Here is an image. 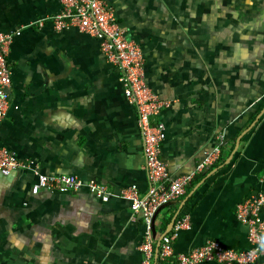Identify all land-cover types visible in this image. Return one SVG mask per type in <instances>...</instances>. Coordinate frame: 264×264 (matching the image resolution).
Instances as JSON below:
<instances>
[{
	"label": "crops",
	"instance_id": "obj_1",
	"mask_svg": "<svg viewBox=\"0 0 264 264\" xmlns=\"http://www.w3.org/2000/svg\"><path fill=\"white\" fill-rule=\"evenodd\" d=\"M104 1L139 45L146 84L169 101L159 113L169 175L190 172L221 146L217 162L156 214L152 240L186 217L173 255L209 239L248 249L235 207L264 193V0ZM60 10L59 0H0V31H20L8 46L0 147L45 174H73L109 193L31 194L29 171L0 174V264H140L142 215L120 194L147 188L136 111L98 39L74 26L52 29Z\"/></svg>",
	"mask_w": 264,
	"mask_h": 264
},
{
	"label": "built area",
	"instance_id": "obj_2",
	"mask_svg": "<svg viewBox=\"0 0 264 264\" xmlns=\"http://www.w3.org/2000/svg\"><path fill=\"white\" fill-rule=\"evenodd\" d=\"M61 10L50 17L49 23L55 32L74 26L98 39L100 50L112 65L120 70V81L124 96L133 105L137 115V125L142 137L144 171L147 188L140 192L135 187L122 188L120 194L129 200L134 213H141L145 233L139 242L140 264H198L212 261L223 264H251L264 256V220L260 212L264 209V193L257 191L236 204L235 216L248 228L250 247L235 250L222 246L218 241L209 239L203 245L193 247L186 252L173 255V239L177 229L187 225L188 219L176 220L173 232L164 234L157 247L150 236L152 217L157 208L180 197L195 177L204 174L217 162L221 152L218 144L197 161L193 170L171 177L165 163L160 158L161 143L164 138V125L159 120L160 111L169 104L168 100L154 93L144 80L143 57L137 43L129 39L119 25L114 11L104 0H59ZM43 27L44 19L36 23ZM19 30L0 31V125L6 119L10 107L8 88L11 84V71L8 64V46ZM16 107V106H14ZM29 171L32 174L29 191L51 193H69L87 187L96 196L105 197L109 193L106 185L93 181L84 182L73 174H45L30 161L18 158L6 147H0V172L10 176L15 172Z\"/></svg>",
	"mask_w": 264,
	"mask_h": 264
},
{
	"label": "water",
	"instance_id": "obj_3",
	"mask_svg": "<svg viewBox=\"0 0 264 264\" xmlns=\"http://www.w3.org/2000/svg\"><path fill=\"white\" fill-rule=\"evenodd\" d=\"M0 174H1V172H0ZM1 175H2V174H1ZM4 176H5V175H4ZM170 203H171V201L168 202V203H165V204L160 205V206L157 208V210L155 211V213H154V215H153V217H152V222H151V232H152V233H155V229H154V219H155L156 214H157L162 208L166 207V206H167L168 204H170ZM172 221H173V219L171 220V224H172ZM163 235H164V234H163ZM163 235H162V236H163ZM162 236H161V238H162ZM161 238L158 239V241H157V243H156V245H155V255L157 254V247H158V245H159V243H160Z\"/></svg>",
	"mask_w": 264,
	"mask_h": 264
},
{
	"label": "trees",
	"instance_id": "obj_4",
	"mask_svg": "<svg viewBox=\"0 0 264 264\" xmlns=\"http://www.w3.org/2000/svg\"><path fill=\"white\" fill-rule=\"evenodd\" d=\"M164 264V263H163Z\"/></svg>",
	"mask_w": 264,
	"mask_h": 264
}]
</instances>
